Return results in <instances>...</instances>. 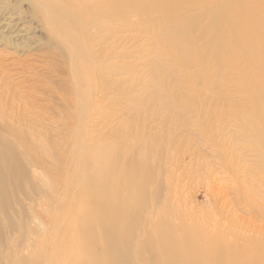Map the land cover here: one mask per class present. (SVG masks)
<instances>
[{"label": "bare ground", "instance_id": "bare-ground-1", "mask_svg": "<svg viewBox=\"0 0 264 264\" xmlns=\"http://www.w3.org/2000/svg\"><path fill=\"white\" fill-rule=\"evenodd\" d=\"M209 2L15 0L10 7L12 1L1 0L2 13L24 6L25 14L39 21L56 48L50 56L56 62L39 61L38 67L51 76L36 72L28 58L13 60L11 70L0 64V264H264L263 245L241 246L216 226L195 223L191 211L173 207V192L168 183L164 188L160 164L132 132L104 137L95 134L102 125L92 123L102 117L94 108L102 102L95 97L107 94L104 77L130 74L131 84L124 86L120 79L119 88L145 89L135 80L137 66L124 62L130 55L112 47L116 35L150 31L152 46L136 52V59L153 55L157 62L164 59L162 49L172 53L178 45L167 37L171 17L185 19L181 29L187 34ZM213 8L220 14L225 10L221 2ZM12 17L7 24L14 23ZM213 24L220 31L223 22ZM235 31V40L256 43L250 23L233 26ZM159 37L167 40V48L158 43ZM132 38L141 42L139 36ZM64 71L71 78L68 92L82 127L73 132L63 124L62 104L48 102L46 95L51 92L61 101L57 92L65 88L58 80ZM150 85L146 88L160 92L154 82ZM34 95L43 101L40 106ZM141 97L123 99L124 107H142L146 101ZM260 115L264 122V110ZM254 129L264 145V123Z\"/></svg>", "mask_w": 264, "mask_h": 264}, {"label": "rangeland", "instance_id": "rangeland-1", "mask_svg": "<svg viewBox=\"0 0 264 264\" xmlns=\"http://www.w3.org/2000/svg\"><path fill=\"white\" fill-rule=\"evenodd\" d=\"M9 1H12L10 7H14L15 0ZM220 2L225 9L221 14L213 8ZM1 5L0 0L3 70L13 69V60L21 62L28 58L36 72L51 76L38 66L42 60L55 64L50 56L56 48L50 44L39 21L26 15L24 6L15 11L9 7L2 13ZM208 5L201 16L195 18L187 34L181 29L185 19L171 17L172 31L167 37L177 40L178 45L172 53L161 50L165 56L158 59L159 63L155 61V69L152 68L153 55L136 59L139 56L136 52L152 46L154 38L150 31L116 35L112 47L130 55L124 62L137 66L135 80L145 89L138 92L137 88L127 91L119 88L120 79L124 86L131 84L127 83L132 80L130 74L104 77L102 86L107 94L103 99L99 95L95 97L102 102L94 108L102 117H94L98 119L92 123L102 125L97 135L126 134V130L132 132L134 140L143 142L148 154L162 168L164 188L165 184H170L173 207L191 211L195 223L216 226L220 234L234 236L241 246H264V145L253 135L254 128L264 123L259 120L264 110V67L261 68L264 63V0H210ZM10 15L14 23L9 25ZM188 15L195 16V12ZM216 19L223 22L220 31L213 29ZM245 23L251 24L249 34L256 36V43L235 40L239 31L232 32V27ZM134 35L139 36L141 42L132 38ZM164 39L159 37L158 43L167 48L169 44ZM5 58L8 61L2 62ZM63 67L66 71V65ZM65 71L62 80H58L66 89L57 92L61 101L51 92L46 95H49L48 102L62 104L63 124L66 128L72 126L73 132L80 126L79 121L77 125L79 114L74 101L71 102L68 92L71 78ZM11 80L19 81L16 77ZM153 82L160 87L159 93L146 88ZM135 97H141L146 103L142 107L125 108L123 99ZM32 98L39 106L43 102L38 96ZM56 115L55 111L54 117ZM80 127L77 129H82Z\"/></svg>", "mask_w": 264, "mask_h": 264}]
</instances>
